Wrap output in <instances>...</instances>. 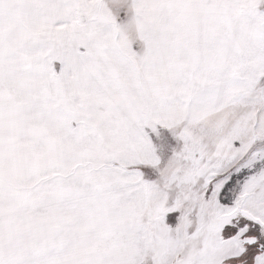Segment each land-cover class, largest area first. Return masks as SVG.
Wrapping results in <instances>:
<instances>
[{
  "label": "snow or ice",
  "instance_id": "snow-or-ice-1",
  "mask_svg": "<svg viewBox=\"0 0 264 264\" xmlns=\"http://www.w3.org/2000/svg\"><path fill=\"white\" fill-rule=\"evenodd\" d=\"M0 264H264V0H0Z\"/></svg>",
  "mask_w": 264,
  "mask_h": 264
}]
</instances>
